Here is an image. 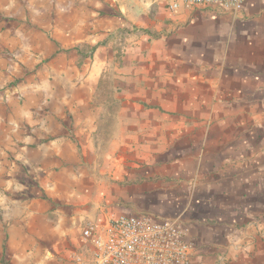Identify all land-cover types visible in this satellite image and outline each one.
Returning <instances> with one entry per match:
<instances>
[{"label":"crops","instance_id":"crops-1","mask_svg":"<svg viewBox=\"0 0 264 264\" xmlns=\"http://www.w3.org/2000/svg\"><path fill=\"white\" fill-rule=\"evenodd\" d=\"M119 1L0 0V81H17L0 93V263L89 260L87 221L137 212L178 219L190 264H264V0Z\"/></svg>","mask_w":264,"mask_h":264},{"label":"built area","instance_id":"built-area-1","mask_svg":"<svg viewBox=\"0 0 264 264\" xmlns=\"http://www.w3.org/2000/svg\"><path fill=\"white\" fill-rule=\"evenodd\" d=\"M248 0H165L166 10L238 13ZM178 219L157 220L142 213L105 214L87 221L82 245L92 248L89 260L75 264H190L192 244Z\"/></svg>","mask_w":264,"mask_h":264},{"label":"rangeland","instance_id":"rangeland-1","mask_svg":"<svg viewBox=\"0 0 264 264\" xmlns=\"http://www.w3.org/2000/svg\"><path fill=\"white\" fill-rule=\"evenodd\" d=\"M119 5H123L127 9L133 10L136 13L138 11L166 10L165 0H120ZM117 52H116L115 56L117 55L118 57H120L122 54L121 49L119 48ZM86 54L88 55L89 52L86 51ZM16 83H17V81H15V82L14 81H8L7 79H6V81H0V93L6 89H9V88L13 89L14 88L13 86H15ZM0 95H2V94H0ZM5 112L8 114L9 110L6 109V110H4V114H5ZM13 192L14 191L11 189H0V195L3 194L9 198L10 197L12 198V196L15 195ZM3 212H4V209L1 208V205H0V219H1V217H3ZM13 216L14 215H11V217H13ZM10 219H12V218H10ZM9 261H10V259L9 260L6 259V260H3L0 264H9ZM10 264H12L11 261H10Z\"/></svg>","mask_w":264,"mask_h":264}]
</instances>
